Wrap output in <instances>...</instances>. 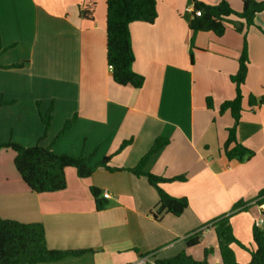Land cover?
<instances>
[{"label":"crops","instance_id":"crops-1","mask_svg":"<svg viewBox=\"0 0 264 264\" xmlns=\"http://www.w3.org/2000/svg\"><path fill=\"white\" fill-rule=\"evenodd\" d=\"M94 1L91 18H85L89 0H0V99L10 103L0 107V141L83 156L91 165L110 157L109 167L130 169L156 139H165L144 170L163 178L184 176L185 181L161 188L173 198H186L188 206L179 216L155 218L159 197L145 177L103 168L87 179L67 168L64 190L37 194L17 173L14 153L1 149L0 218L42 224L50 249L87 251L42 264H133L181 252L200 261L205 249H212L209 264H222L210 223L243 203L248 210L232 215L230 224L234 237L252 250V227L264 211L254 204L264 193V101L249 106L248 98H264V34L256 28L264 31V12L256 15V27L238 33L228 24L216 37L189 30L192 0H155L153 24L129 26L133 71L144 78L135 89L111 78L106 0ZM226 1L241 11L242 0ZM244 39L249 62L236 139L254 154L237 162L223 153L233 119L219 107L235 97L230 77L237 72ZM17 64L22 66L3 68ZM50 108L45 130L41 115ZM74 116L70 129L57 137ZM125 141L130 144L117 152ZM92 187L109 193V199L100 194L105 209L96 210ZM200 230L198 245L187 248L185 237ZM231 248L238 264L249 262L248 252Z\"/></svg>","mask_w":264,"mask_h":264},{"label":"trees","instance_id":"trees-1","mask_svg":"<svg viewBox=\"0 0 264 264\" xmlns=\"http://www.w3.org/2000/svg\"><path fill=\"white\" fill-rule=\"evenodd\" d=\"M95 5L94 0H89L86 9L82 12L85 18H91ZM106 63L111 72L113 82L118 86H131L140 89L143 86L144 78L133 71L134 55L131 47L129 26L133 23L153 24L157 18L155 0H106ZM192 18L188 23L189 30L193 33L211 32L216 37H222L226 26L231 24L238 33L243 28L256 27L254 19L257 14L264 12V0H242V9L235 12L231 9L226 0H218L216 4L210 5L201 0H192ZM194 11H199L200 16H196ZM237 18L241 22L237 23L230 18ZM262 34L260 28L256 27ZM3 52L0 37V54ZM237 72L230 77V81L235 87V97L230 101H224L219 107V113L228 111L233 119V125L227 129V139L223 145L225 157L231 161L243 162L253 156V152L240 144L236 139V129L241 117V87L247 75L248 54L246 40L238 57ZM22 64L10 65L3 68H19ZM264 101V98L256 100L249 96V106L256 105ZM9 102L0 99V107L9 105ZM207 108H212L211 99H206ZM76 117L66 121L57 137L67 132L75 122ZM51 120V108L41 115V122L45 130L49 127ZM130 144V141L123 142L119 150ZM167 144L165 139H156L150 150L139 160L137 165L130 169H117L109 167L110 157H105L95 165H91V159L83 156L57 155L50 148L36 145L34 147H22L13 142L3 143L0 141V150L9 149L14 153L13 165L21 177L22 181L34 193H55L66 188L65 170L72 168L80 179H87L98 168H103L108 172L126 170L137 177H145L148 184L152 186L159 197L158 207L154 214L157 218L162 213H169L179 216L188 206L186 198H173L166 194L161 185L170 182H183L184 176L173 178H163L144 170L148 158ZM95 201L96 210L105 209L108 204L100 199V191L90 188ZM255 205L264 204V193H260L254 202ZM250 205L236 203L231 213L220 216L211 221L214 228L217 249L222 264H238L235 254L231 248L236 245L245 250L250 255L247 264H264V226L261 228L253 225L252 243L254 248L247 249L233 235L230 218L236 212L247 211ZM235 212V213H234ZM264 216V211H262ZM203 231H196L187 235L184 239L187 248L198 245ZM84 250H55L50 249L45 240V232L42 224H24L13 220L0 218V264H42L60 261L66 257H79ZM212 254V249L203 251V259L195 260L186 252H181L176 256L166 259H157L154 264H209L207 258Z\"/></svg>","mask_w":264,"mask_h":264},{"label":"built area","instance_id":"built-area-1","mask_svg":"<svg viewBox=\"0 0 264 264\" xmlns=\"http://www.w3.org/2000/svg\"><path fill=\"white\" fill-rule=\"evenodd\" d=\"M193 11V10H192ZM194 14L196 16H200V12L199 11H194ZM101 197L104 198V199H109L110 198V195L108 192H103L101 194ZM260 209L264 210V204L260 205ZM254 225L258 228H261L262 226H264V216L261 215V217L255 221ZM151 257L149 256H146V257H142L140 258L139 260H137L135 263L133 264H154L153 262L154 261H150Z\"/></svg>","mask_w":264,"mask_h":264},{"label":"rangeland","instance_id":"rangeland-1","mask_svg":"<svg viewBox=\"0 0 264 264\" xmlns=\"http://www.w3.org/2000/svg\"><path fill=\"white\" fill-rule=\"evenodd\" d=\"M258 220V219H257Z\"/></svg>","mask_w":264,"mask_h":264}]
</instances>
